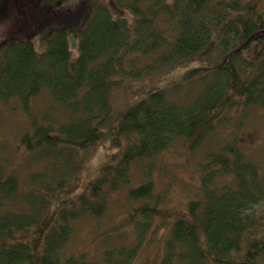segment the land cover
I'll use <instances>...</instances> for the list:
<instances>
[{
  "label": "trees",
  "instance_id": "1",
  "mask_svg": "<svg viewBox=\"0 0 264 264\" xmlns=\"http://www.w3.org/2000/svg\"><path fill=\"white\" fill-rule=\"evenodd\" d=\"M42 1L64 7L62 13L72 2ZM117 1L129 7L132 21L93 1L78 25L74 58L64 27L49 29L40 51L28 39L0 43V103H20L29 123L16 147L39 164L19 178L6 167L0 142V264H134L158 228L166 234L156 264H264V165L245 154L236 133L250 109L264 110V6ZM189 61L196 63L179 81L151 91L112 121V86ZM43 88L50 105L29 114ZM102 125L118 148L75 193L81 150L104 135ZM180 150L200 153L199 187L185 212L173 215L162 208L169 181L159 189L153 172ZM133 168L143 177L136 183ZM122 187L126 217L104 227L100 238L92 235L94 254L67 247L77 223L102 217L110 194Z\"/></svg>",
  "mask_w": 264,
  "mask_h": 264
},
{
  "label": "rangeland",
  "instance_id": "2",
  "mask_svg": "<svg viewBox=\"0 0 264 264\" xmlns=\"http://www.w3.org/2000/svg\"><path fill=\"white\" fill-rule=\"evenodd\" d=\"M101 0H72L68 3L70 9L62 13L64 7L54 5L47 6L42 0H0V43L6 39L14 38L18 42L24 39L31 40L34 47L40 51L44 48L43 36L54 27H64L67 33L71 57L78 55L77 29L79 23L88 13L91 3ZM112 9L114 16L124 14L129 22L132 21V12L129 7H124L117 0H102ZM256 5L264 0H249ZM114 5V7L111 6ZM189 61L185 64L174 65L151 77L130 78L114 86L110 90L111 119L116 123L119 115L129 106L146 96L153 90L168 87L180 80L183 72L195 64ZM49 92L43 88L41 93L33 97L29 104V114H42L50 105ZM27 114L21 109L20 103L11 98L6 103H0V142L3 154L7 155V168L16 169L19 178L24 179L27 173L39 166V164L27 162L22 148H17V135L20 129L28 124ZM104 135L87 150H81L84 160L79 172L77 186L74 192L83 190L87 184L99 173L101 167L106 164L111 153L118 147L112 142V134L105 125L100 126ZM237 141L247 156L264 165V110L256 107L250 109L241 127L236 131ZM4 142V143H3ZM176 149V146H174ZM185 150L175 151L173 156H164V165L160 173L153 172L157 178V187L162 189L169 181L167 197L162 204L163 212L166 209L173 215L184 213L186 203L198 192V169L196 162L200 153L190 155ZM133 183L143 179L142 174L136 168L132 169ZM129 203L126 200V187H122L109 196L107 212L99 219L87 217L77 223L67 247L74 251H86L93 255L98 249L92 235L100 238V231L124 220ZM167 207V208H165ZM161 218L157 219L159 223ZM131 225L125 226V231H130ZM166 232L157 229L148 237L139 252L134 264H156L164 252L163 236Z\"/></svg>",
  "mask_w": 264,
  "mask_h": 264
}]
</instances>
